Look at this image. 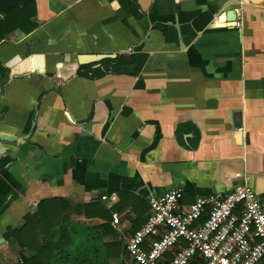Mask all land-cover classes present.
Masks as SVG:
<instances>
[{
    "label": "crops",
    "instance_id": "crops-1",
    "mask_svg": "<svg viewBox=\"0 0 264 264\" xmlns=\"http://www.w3.org/2000/svg\"><path fill=\"white\" fill-rule=\"evenodd\" d=\"M0 136V264H128L151 196L263 195L264 0H0Z\"/></svg>",
    "mask_w": 264,
    "mask_h": 264
},
{
    "label": "built area",
    "instance_id": "built-area-1",
    "mask_svg": "<svg viewBox=\"0 0 264 264\" xmlns=\"http://www.w3.org/2000/svg\"><path fill=\"white\" fill-rule=\"evenodd\" d=\"M182 197V188H172L149 198L147 221L126 240L128 264H191L197 258L203 264H264V194L245 184L223 196H198L189 206ZM103 199L114 203L118 197ZM112 216L118 227L120 215Z\"/></svg>",
    "mask_w": 264,
    "mask_h": 264
},
{
    "label": "water",
    "instance_id": "water-1",
    "mask_svg": "<svg viewBox=\"0 0 264 264\" xmlns=\"http://www.w3.org/2000/svg\"><path fill=\"white\" fill-rule=\"evenodd\" d=\"M107 56L105 55H82L79 57V60L82 64H86V63H91V62H96V61H99L103 58H105ZM2 136H0V140H1Z\"/></svg>",
    "mask_w": 264,
    "mask_h": 264
},
{
    "label": "trees",
    "instance_id": "trees-1",
    "mask_svg": "<svg viewBox=\"0 0 264 264\" xmlns=\"http://www.w3.org/2000/svg\"><path fill=\"white\" fill-rule=\"evenodd\" d=\"M205 217H203V219H204ZM28 223H29V221L28 220H26V226L28 225ZM204 262H203V260L201 259V258H197V259H195L191 264H203Z\"/></svg>",
    "mask_w": 264,
    "mask_h": 264
}]
</instances>
